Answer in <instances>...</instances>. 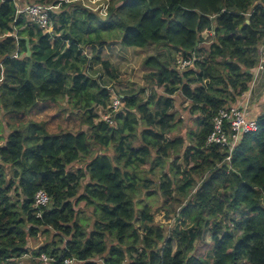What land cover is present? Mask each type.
Returning <instances> with one entry per match:
<instances>
[{
	"label": "clouds",
	"instance_id": "1",
	"mask_svg": "<svg viewBox=\"0 0 264 264\" xmlns=\"http://www.w3.org/2000/svg\"><path fill=\"white\" fill-rule=\"evenodd\" d=\"M0 264H264V0H0Z\"/></svg>",
	"mask_w": 264,
	"mask_h": 264
}]
</instances>
